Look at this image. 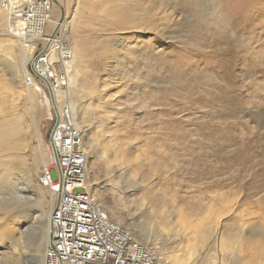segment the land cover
I'll return each instance as SVG.
<instances>
[{"label":"rangeland","instance_id":"obj_1","mask_svg":"<svg viewBox=\"0 0 264 264\" xmlns=\"http://www.w3.org/2000/svg\"><path fill=\"white\" fill-rule=\"evenodd\" d=\"M53 2V18L73 23L82 49L80 88L69 103L105 211L159 264H264L254 256L264 251V0ZM9 71L0 52V124L26 126L15 149L0 146V203L12 204L24 187L40 186L36 128L51 166L55 117L46 85H20ZM13 159L21 169L5 174L3 162ZM29 209L31 216L0 217L21 215L24 228L34 218L40 231L47 217ZM224 239L234 245L229 254ZM24 257L29 264L32 252Z\"/></svg>","mask_w":264,"mask_h":264},{"label":"built area","instance_id":"obj_2","mask_svg":"<svg viewBox=\"0 0 264 264\" xmlns=\"http://www.w3.org/2000/svg\"><path fill=\"white\" fill-rule=\"evenodd\" d=\"M53 0H0L8 26L31 50L26 81L46 85L54 109L51 139L58 161L45 167L40 182L57 197L53 214L49 264H159L155 253L128 233L109 213H101L89 179V164L80 162L73 108L57 105V88L69 85L66 68L72 59L62 22L52 16ZM12 9L13 11H11ZM12 12V13H11ZM34 45V46H33ZM54 57V59L52 58Z\"/></svg>","mask_w":264,"mask_h":264},{"label":"bare ground","instance_id":"obj_3","mask_svg":"<svg viewBox=\"0 0 264 264\" xmlns=\"http://www.w3.org/2000/svg\"><path fill=\"white\" fill-rule=\"evenodd\" d=\"M10 10L13 11L12 9ZM119 15L129 20L130 22L129 24L140 25V23H138L133 17H131L126 10L125 11L120 10ZM8 18H9L8 13H6V11L0 5V33L5 35V37L0 41V52L2 53V59L9 66V69H10L9 72H10L12 79L16 78L20 85L25 83L28 86H30V84H28L26 81V68L31 61V57H30L31 53L29 52V50H31L33 54V49H30L29 47H27L26 43L22 41V38L20 39V37L12 31L11 25L8 26V22H9ZM62 27L64 28L63 35L65 38V41L67 42V44L69 45L71 49L72 59L66 68V71L68 72V78H69L70 84L65 89H63L62 87H58L57 95L53 98V99H57V105H56L57 107L60 106L62 103H64L65 100L68 101L67 102L68 104H70L69 103V98L71 94L70 92L71 91L73 92V90L74 91L79 90L80 88L79 78L81 75L80 66H81L82 49L76 42H74L71 39L72 34L75 32L74 25L73 23L65 20L62 24ZM52 58L54 59V57ZM32 90L33 89H31L30 87L27 88L28 96L31 101V103L29 104L30 111L33 115H35L36 108L33 106V101L36 98L34 94L35 92L34 90L33 91ZM63 99L65 100L63 101ZM71 107L74 110V107L73 106ZM18 116L21 118L20 114H18ZM10 124H12V122H10L7 119H4L3 122L0 124V146H2L3 150H8L10 147L12 149H15V146H13V143L17 140L18 131L22 129V127L20 126H23L24 130L26 129L24 122L18 123L19 126L18 124H14L13 126H10ZM76 129H79V128L76 127ZM35 132L37 135V142L39 145V149H41L43 157H44L43 158L44 165L41 167L38 164L37 169L39 170L38 172H36L37 169L35 171L37 173V177H39L41 175L42 170L45 167L49 168V166L44 156L45 155L44 147H43L44 143H43V138L41 136V133L38 131L37 128L35 129ZM76 135L78 139L77 147L82 152V155H80V162H87V164H89V157H88V154L83 144V135L82 133H79L78 131H76ZM16 148L19 149L17 145H16ZM18 157L19 158L17 159H20L19 161H22L23 163L25 162V157L23 155L19 154ZM12 164H15V159H13L12 161L5 160L3 162V166H4L3 170L5 174L16 173L15 171H19L21 169V167H16ZM0 178H4V176H1ZM10 178H7L8 183L11 181ZM39 182H40V177H39ZM25 188L26 187H24V189L22 190L20 188L21 191L19 190L20 192L16 193L17 194L16 197H11V199L13 200L12 204L9 203L11 201H5L4 200L5 197H3L0 203V212L7 214L11 211L14 212V210H16L17 212H22V213L26 212L28 216H31L32 212H31V209L29 208L32 205H35L40 208L39 211H41L42 213V214H39L36 217V219L38 220V218L45 216L47 217L46 223L41 225V228H39L40 231H38V229L36 228V232H35L34 230H32L33 227L36 225V222H35L36 220L34 218L31 220L30 224L24 228V226L21 227V222L17 221V219L21 218V215L16 216V219H13V218L11 219L9 217H5V218L0 217L1 218L0 221L1 222L3 221L2 222L3 224L0 225V239L2 241H6V243L2 244V246L4 247V250L0 251V261L2 264H21L23 261L24 254L27 251H30L32 252V259L30 258L31 261L28 262L29 264H49L50 258H51L50 241H51L52 230H53V214H54L55 200L57 201V197L52 194L51 186L47 185L46 182H40V186L36 187V189H33L30 192L25 190ZM99 205H100L101 213H107L100 202H99ZM26 206H29V207L27 208ZM50 206L52 208L48 212V209ZM50 221L52 223V228H51V236L49 237ZM124 229L128 233H132L129 229L125 227ZM203 237L206 238L207 235L204 234ZM137 241L139 240L137 239ZM226 241H227L226 239L221 241V250L225 251L226 249H228L227 254H229L231 252L229 251V248H231L232 246L234 247V245L233 243L228 242V241L226 242ZM243 241H245V238L238 239L237 245H235V247L236 248L240 247ZM139 242L142 243L141 241ZM261 248L262 247H260V249ZM262 251L263 250L257 251L256 255L254 254L255 258L259 261H262V257L264 256V251L263 252ZM232 254L234 255V253ZM224 256H225V253H224ZM24 260H25V257H24ZM225 261H226L225 258H223L222 264H227L228 261L227 262Z\"/></svg>","mask_w":264,"mask_h":264},{"label":"water","instance_id":"obj_4","mask_svg":"<svg viewBox=\"0 0 264 264\" xmlns=\"http://www.w3.org/2000/svg\"><path fill=\"white\" fill-rule=\"evenodd\" d=\"M51 133L49 135L50 137V144H51V147H52V151H53V157H54V160L55 161H58V156H57V150H56V144L54 143V141L51 139ZM51 228H52V223L50 221V231H49V237L51 236Z\"/></svg>","mask_w":264,"mask_h":264}]
</instances>
